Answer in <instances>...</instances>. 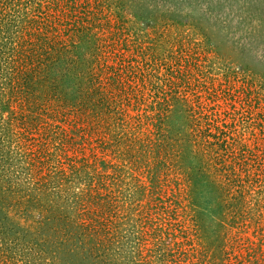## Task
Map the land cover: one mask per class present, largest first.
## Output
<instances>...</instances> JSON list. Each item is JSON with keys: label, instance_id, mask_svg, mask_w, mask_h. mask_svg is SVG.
<instances>
[{"label": "rangeland", "instance_id": "obj_1", "mask_svg": "<svg viewBox=\"0 0 264 264\" xmlns=\"http://www.w3.org/2000/svg\"><path fill=\"white\" fill-rule=\"evenodd\" d=\"M0 264H264V0H0Z\"/></svg>", "mask_w": 264, "mask_h": 264}]
</instances>
